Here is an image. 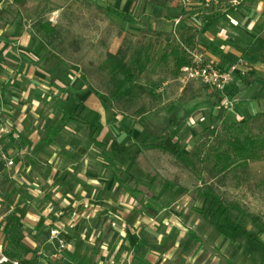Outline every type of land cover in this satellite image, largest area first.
<instances>
[{
    "label": "rangeland",
    "instance_id": "rangeland-1",
    "mask_svg": "<svg viewBox=\"0 0 264 264\" xmlns=\"http://www.w3.org/2000/svg\"><path fill=\"white\" fill-rule=\"evenodd\" d=\"M1 1L2 5L6 6V1ZM248 1L236 0V3L248 8ZM219 2L220 0H29V10L23 14L21 0H15L14 14L21 22L25 16V22L31 24V30L35 32L41 30L40 26L55 25L54 33L62 58L68 59L70 52L77 51L73 57L81 65L62 67L65 68L64 72L74 71L79 79L80 94L86 91L92 93L93 101H89V105L94 114L89 116L94 124H89L88 132L92 137L93 148H87L89 153L81 150L82 156L74 149L64 150L63 155L72 157L75 163H80L79 165L83 164L80 160L85 158L86 154L91 157L90 168L99 177L109 180L101 184L100 190L117 210L108 213L109 216L105 219L102 215L107 211L95 213L91 218L94 224L109 222L112 229H120L123 215H129L126 211H130L131 207H134V210L126 220L133 223L136 220L149 222L151 213L144 205H150L152 197L157 193L159 198L153 202V207L162 212L160 218L170 225L187 220L191 224L200 221L207 228L211 222L225 226L229 237L233 232L236 233L235 240L238 242L248 240L249 243H244L241 249L245 255L253 256V264H264V234L259 228L252 225L248 216L237 214L225 206L219 207L218 203H213L210 199L205 200L201 195V187L208 185L209 179L203 176L199 181L193 173L182 168L175 160L177 148H174V137L177 130L181 129L178 140L180 143L177 144L189 154L193 149L192 138L210 128L221 131L223 125L235 120L234 108L238 104L226 101L220 106L223 109L219 117L222 121L220 123L216 121L212 107L216 98L223 94L213 92L199 81L183 85L178 78L170 77L166 67L155 68L154 63L133 83H123L121 76L114 78L109 73V54H106L109 48L118 45L119 49L127 52L128 57H131L135 49H148L153 62H156L169 39H178L182 33L189 30L197 37L199 30L188 20L195 15L213 19L221 14ZM227 2L228 0H223V3ZM225 7L227 10L231 4ZM54 8L63 9L59 22H50L48 14ZM196 49L195 46L194 51L198 53ZM1 75L3 74H0V77H3ZM64 84L67 86L66 80ZM125 91H128L127 95L123 94ZM48 92L51 93V100L45 99L47 104H42L43 108L41 112H37L38 116L28 119L27 129L31 134L27 136V142L37 145L45 143L50 138L51 127H55L63 132L58 139L60 143L65 144L74 139L75 145L76 137L82 138L84 135L82 126L86 124L85 107L70 98L64 102L65 92L59 91V87L55 85ZM97 93L106 96L107 105H100ZM42 94L43 98L47 96ZM1 100L0 97V107ZM54 102L67 109L68 114L77 108L73 113L79 123L70 120L68 114L62 112L50 117V114L54 113ZM109 104L114 109L109 108ZM199 108L203 109L205 121L198 127V122L190 115L191 111ZM225 116L227 119L223 120ZM114 117L121 119L117 120L123 127L121 131L114 127ZM248 118L250 117H246ZM77 127L80 129L77 130ZM66 128L70 131H66ZM136 129L139 134L135 133ZM190 136L193 137L189 141L187 138ZM111 139L113 144H110ZM6 142L8 144L9 139ZM152 142L161 145L163 149L140 148L141 145ZM185 143H190L188 148L183 147ZM73 168L69 166L62 169L66 182H69L70 175L74 174ZM2 169L4 168L0 167V244H3V253H8L13 260L25 264H59L58 259L53 258V255L58 253L59 241L53 237L61 238L60 231L54 230L57 231L54 235L53 230L39 229L40 236L54 239L53 245L48 248L39 246L29 251L21 245L23 230L17 226L23 218V213L11 212L10 204L18 195L26 198V189L16 191L8 174ZM219 180L216 179L213 183L215 194L223 202L239 205L246 213L255 216L259 224H264V161L251 162L247 171L234 169L227 176L224 185L220 184ZM137 189L142 195H136ZM25 201L20 200L23 204ZM167 205L168 210L163 208ZM67 233L70 232L66 231L65 234L68 235ZM62 238L66 243L67 239ZM219 247L224 255L231 253L233 249L230 242ZM40 248L45 249V256L39 254ZM216 249L214 245H207V257L216 254ZM66 250L67 248L63 252ZM63 252L59 257L63 256ZM27 254L33 255L32 260L25 259Z\"/></svg>",
    "mask_w": 264,
    "mask_h": 264
},
{
    "label": "crops",
    "instance_id": "crops-1",
    "mask_svg": "<svg viewBox=\"0 0 264 264\" xmlns=\"http://www.w3.org/2000/svg\"><path fill=\"white\" fill-rule=\"evenodd\" d=\"M5 1L6 6L2 5L3 1L0 2V74H3L0 77V116L16 125L25 144L22 147L9 141L8 147L15 165L1 168L8 174L16 191L26 189V198L18 195L10 204L11 212L23 213L17 226L23 230L21 245L29 251L39 246L48 248L53 245V238L40 236L41 232L38 233L40 228H45L60 231V239H67V250L63 252L62 258H58L59 264H253V256L245 255L241 249L244 243H249L247 239L238 242L235 240L236 233L232 232L230 238L225 226L213 222L208 228L200 221L191 224L184 220L170 225L160 218L162 212L153 207V200L150 205H144L151 213L149 222L136 220L133 223L126 220L134 210L130 206L132 209L126 211L129 215H123L118 231L112 229L109 222L94 224L91 218L95 213L107 211L102 215L105 219L117 210L100 190L101 184L109 180L99 177L90 168L91 157L86 154L80 160L83 164L79 165L72 157L63 155L64 150L74 149L82 156L81 150L89 153L87 148H93L92 137L88 132L90 125L94 124L90 120L94 112L89 105V101H93L92 93L86 91L80 94L78 77L73 70L64 72L65 68L62 67L81 65L73 57L77 51L70 52L68 59L62 58L54 33L55 25L40 26L41 30L38 32L32 31L31 24L25 22V16L22 22L20 18H16L15 0ZM218 4L221 9L218 16L211 19L195 15L188 22L199 30L196 50L205 59L224 65L234 63L239 58L244 59L246 73L242 77L245 81L238 80V94L232 98L218 96L212 107L216 121L221 123L219 117L223 109L220 106L226 101H234L238 106L234 108L235 120L231 119V122L243 121L248 116L264 113V1L249 0L246 3L248 8L238 6L236 0H228L227 3L220 0ZM227 4H231V7L226 10ZM21 5L23 14L27 13L29 0H21ZM62 10L54 8L50 11V22H59ZM118 49V45H114L106 54L115 55ZM64 80L67 81V86ZM54 85L59 87V91L65 92L64 102L70 98L85 107L86 124L82 126L84 135L82 138L76 137L75 145L74 139L65 144L60 143L58 139L63 133L61 130L57 136L50 137L52 142L46 140L40 145L27 142V136L31 134L27 129L28 119L41 112L42 93L47 94L44 96L46 100H51L48 90ZM74 110L77 108L70 111V114H74ZM55 115L51 113L50 117ZM190 116L198 122V127L205 121L203 109L191 111ZM225 119L226 116L223 120ZM117 120L121 119L113 118L114 127L121 131L123 127ZM74 121L79 123L76 118ZM78 129L80 128L77 127ZM67 130L70 131L66 128ZM136 132L139 134L137 129ZM180 133L181 129L177 130L174 143H180ZM192 137L187 140L190 141ZM110 144H113V139ZM189 144L185 143L183 147L188 148ZM69 166L74 167V174L66 182L62 169ZM136 195H142V192L137 189ZM154 197L159 198L157 193ZM24 199L26 201L23 204L20 200ZM149 206L159 210V213L155 215ZM66 231L70 233L66 235ZM223 231L226 232L225 235ZM226 242H230L233 249L231 253L224 255L219 246ZM207 245H214L217 253L207 257ZM39 254L45 256V249L40 248ZM32 257V254H27L25 259L30 261Z\"/></svg>",
    "mask_w": 264,
    "mask_h": 264
},
{
    "label": "trees",
    "instance_id": "trees-1",
    "mask_svg": "<svg viewBox=\"0 0 264 264\" xmlns=\"http://www.w3.org/2000/svg\"><path fill=\"white\" fill-rule=\"evenodd\" d=\"M195 46L196 36L191 34L189 30L182 33L178 39H169L161 50V54L156 62H153L148 49H135L131 57H128L127 52L121 48L117 54L108 55L109 73L114 78L121 76L123 83H133L147 71L150 64L154 63L155 68L166 67L169 70L170 77L177 79L181 74V69L191 63V58L187 49L194 50ZM239 79H243V77L240 76ZM127 92L128 91H125L123 94L127 95ZM237 94L238 88L236 85L224 92V95L231 98ZM96 96L102 104L107 105L108 100L106 96L100 93H97ZM41 101L47 104L45 98H41ZM110 106L109 104V108L114 109V107ZM52 107L54 108L55 114H59V112L65 115L68 114L67 110L64 109V107H60L58 102H54ZM68 118L72 121L75 120L74 114H68ZM58 133V129L51 127L50 137L57 136ZM9 141L13 144L17 143L22 147H24L25 144L22 135H20L18 140H14L10 136ZM52 141L53 139H48V142ZM192 143L193 149L189 154L180 149L176 143L174 147L177 148L175 160L182 168L193 173L199 181L202 180L203 176L209 179L208 185L201 187V195L204 199H210L213 203H218L219 207L225 206L227 209L229 208L237 214L248 216L251 219L252 225L258 227L260 232L264 234V224H259L255 216L246 213L239 205L223 202V200L215 194L213 183L214 180L220 179V184L224 185L227 176L234 171V169L247 171L251 162L264 161V113L257 114L243 121L225 124L221 131L215 128L207 129L196 134L192 138ZM140 148L143 150L163 149L161 145L155 142L141 145ZM140 148L138 147L139 150ZM153 201H158V198L153 197ZM163 208H169V205ZM149 209L155 215L159 213V210L153 209L152 206H149ZM5 255L10 261L13 260V257L8 253H5Z\"/></svg>",
    "mask_w": 264,
    "mask_h": 264
},
{
    "label": "built area",
    "instance_id": "built-area-1",
    "mask_svg": "<svg viewBox=\"0 0 264 264\" xmlns=\"http://www.w3.org/2000/svg\"><path fill=\"white\" fill-rule=\"evenodd\" d=\"M187 52L190 55L191 63L181 69V74L178 78L179 82L183 85L199 81L213 92L224 95L226 90L237 85L240 76H245L246 72L244 67L246 63L242 58H239L229 65H224L215 60H207L194 50L191 51L187 49ZM20 135V130L16 128L14 123L0 116V167L11 168L15 165L14 158L12 157L6 140L9 139L10 136L14 140H18ZM1 220L2 217L0 215V223ZM56 233L57 231H53L54 235H56ZM53 238L59 241L58 253L53 255V258L58 259L63 250L67 248V244L57 236ZM8 262L11 264H25L19 260L10 261L3 253V244H0V264Z\"/></svg>",
    "mask_w": 264,
    "mask_h": 264
}]
</instances>
